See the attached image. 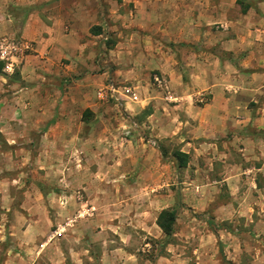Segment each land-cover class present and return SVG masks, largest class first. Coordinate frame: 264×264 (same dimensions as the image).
Wrapping results in <instances>:
<instances>
[{
	"label": "rangeland",
	"instance_id": "374dc122",
	"mask_svg": "<svg viewBox=\"0 0 264 264\" xmlns=\"http://www.w3.org/2000/svg\"><path fill=\"white\" fill-rule=\"evenodd\" d=\"M22 2L0 0V264H264V161L243 163L234 155L228 171L219 163L211 172V164L190 158L179 171L172 155L181 147L155 137L151 105L133 109L120 95L121 101L97 95L99 113L87 123H81L82 105L61 119H40L32 111L31 88L22 91L30 84L21 82V67L33 54L21 41V14L29 10ZM250 8L255 19L241 16ZM232 16L240 28L251 22L264 28V0H239ZM107 42L113 47L114 37ZM243 55H235L238 64ZM236 72L241 86L248 76L240 67ZM106 85L120 94L132 86ZM148 85L149 94L171 92L155 78ZM139 95L144 100L147 94ZM197 103L209 101L203 94ZM240 104L264 121V99ZM154 118L161 123L163 117ZM147 143L160 145L167 157L155 162ZM226 174L238 177L222 183ZM165 210L177 212L171 238L157 228Z\"/></svg>",
	"mask_w": 264,
	"mask_h": 264
},
{
	"label": "crops",
	"instance_id": "0c3cea01",
	"mask_svg": "<svg viewBox=\"0 0 264 264\" xmlns=\"http://www.w3.org/2000/svg\"><path fill=\"white\" fill-rule=\"evenodd\" d=\"M238 1L23 0L21 9L29 10L21 14V41L32 47L33 54L21 67V82L30 84L22 91L31 88L32 111L40 119H61L82 105L81 123H87L88 116L99 113L97 95L109 80L129 83L125 105L135 109L151 105L150 129L155 137L178 141L181 152L194 162L211 164V172L219 163L228 171L234 155L243 163H262L263 118L257 112L254 119L248 105L240 101L264 99V28L254 22L249 29L235 26L232 10ZM256 14L250 8L241 16L255 19ZM220 23L226 27L223 32L214 29ZM240 32L245 36L239 37ZM112 36L115 44L107 47ZM238 53L244 54L239 64ZM101 55L109 58L99 61ZM238 67L248 76L241 86L235 76ZM158 75L159 84L166 83L171 92L149 94L148 83ZM143 92L147 95L141 100ZM203 94L209 101L205 106L197 103ZM164 95L175 102H166ZM51 98L55 99L50 102ZM159 115L161 123L154 118ZM143 147L150 148L148 154L155 162L165 159L160 145ZM149 159L142 152V162ZM195 166L200 174L202 169ZM235 177L226 174L222 183Z\"/></svg>",
	"mask_w": 264,
	"mask_h": 264
},
{
	"label": "trees",
	"instance_id": "16d2710c",
	"mask_svg": "<svg viewBox=\"0 0 264 264\" xmlns=\"http://www.w3.org/2000/svg\"><path fill=\"white\" fill-rule=\"evenodd\" d=\"M4 66L5 65L2 62H0V74L4 69ZM159 150L166 158L167 157L166 150L162 147H159ZM172 160L175 161L177 169L180 171L188 167L190 162V157L189 155L181 152V150H177L173 153ZM176 221H177V212L165 210L159 215L157 226L162 231L163 235H165L167 238H171L174 233Z\"/></svg>",
	"mask_w": 264,
	"mask_h": 264
},
{
	"label": "built area",
	"instance_id": "2783aa9c",
	"mask_svg": "<svg viewBox=\"0 0 264 264\" xmlns=\"http://www.w3.org/2000/svg\"><path fill=\"white\" fill-rule=\"evenodd\" d=\"M155 81L157 82V83H161V80H160V78H155ZM129 92H125V93H123V94H120V92H119V90L117 89V88H115L113 85H109V86H107V87H104L102 90H100L99 92H98V96L100 97V98H104L105 96H107V95H110V97L112 98V99H115L116 101H121V98H120V96L123 98H126V99H129ZM117 95H120V96H117ZM118 97V98H117ZM131 100H133V101H137V97L136 96H132L131 97Z\"/></svg>",
	"mask_w": 264,
	"mask_h": 264
}]
</instances>
